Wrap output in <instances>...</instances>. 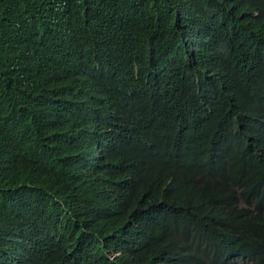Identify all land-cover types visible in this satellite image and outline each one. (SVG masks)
Segmentation results:
<instances>
[{"label":"clouds","instance_id":"9594fccd","mask_svg":"<svg viewBox=\"0 0 264 264\" xmlns=\"http://www.w3.org/2000/svg\"><path fill=\"white\" fill-rule=\"evenodd\" d=\"M56 1L61 7L68 3V0ZM163 1L172 6L180 4L190 14L187 20L190 22L181 25L171 22L158 12L156 0L136 3L152 40V52L148 56L154 62H161L163 76L172 73V81L173 73L182 72L185 56L190 58L201 47L196 28L203 27L204 19L220 18L218 9L222 7L232 8L236 22L250 28L246 31L235 26L227 35L232 54L249 53L238 63L250 65L253 56H257L254 53L264 51V22L256 8L260 0ZM29 35L36 43L37 31L31 29ZM90 45L98 52V45ZM164 45L173 54V60L163 50ZM76 58L83 74L71 81L83 90L94 88L95 95L84 97L82 103L86 106H79L68 115H44L42 133L58 127L64 120H71L72 126L56 142L53 136L39 142L35 153L38 158L26 164L28 167L40 164L41 174L48 176L54 186L32 183L25 178L22 168L11 162L0 164V170L14 174L7 178L9 186L0 196V202L4 203L0 207V219L7 223H0L3 234L0 264H65L75 259L77 264H86L84 257L95 258L108 245L123 241L118 239L123 220L137 232L146 227L166 232L171 227L173 205L187 197L193 199V210L205 223V229L212 227L227 235L234 231L255 250L244 256L242 247L214 254L205 245H179L165 254L160 264H247V261L252 264L256 256H264V174L249 169L247 172L251 174L244 175L242 183L235 185L229 176L205 173L203 167L215 168L217 163L204 153L197 136L183 134L185 129H192L189 120L179 133L171 134L159 127L157 119L145 115L146 107L161 98L156 81L138 79L127 84L122 82V73L107 76L91 73L84 61ZM59 61L61 58L56 54L53 63ZM64 61L69 66L76 65L65 58ZM111 62L110 56L98 58L99 65L107 66ZM86 73H90L88 79ZM175 84L173 81L172 85ZM104 97L112 100L104 101ZM134 113L127 123L121 124L123 118ZM228 119L246 148L244 165L259 163L264 159V89L251 91L246 105L231 110ZM130 126L134 128V143L124 140ZM22 140L14 124L0 121V150L4 156L17 152ZM220 142L225 140L219 139L217 145ZM218 147L222 155L224 146ZM224 185L235 194V200L227 202V206L216 203L212 196L216 187ZM81 202L87 204L77 207ZM32 219L51 223L64 233L51 234L53 242L48 238L25 243L22 224H32ZM185 232L193 234L190 229ZM120 254L112 251L106 257L114 261Z\"/></svg>","mask_w":264,"mask_h":264},{"label":"trees","instance_id":"16d2710c","mask_svg":"<svg viewBox=\"0 0 264 264\" xmlns=\"http://www.w3.org/2000/svg\"><path fill=\"white\" fill-rule=\"evenodd\" d=\"M136 1L68 0L61 7L56 0H0V121L14 124L19 135L23 136L17 152L4 156L0 150V164L11 162L18 169L22 168L25 178L32 183L54 186L48 176L41 174L43 168L40 164L34 163L32 167L26 164L38 158L35 153L39 142L48 140L50 136L56 142L72 126L71 120H64L58 127L42 133L44 115H68L79 106H86L82 103L84 97L95 95L94 88L83 90L71 81L83 74L82 67L77 64L78 57L91 73L104 76L122 73V82L127 84L135 83L138 79L156 81L161 98L146 107L145 115L157 119L159 127L171 134L179 133L182 125L189 120L192 129H185L183 134L197 136L204 153L217 163L215 168L203 167L205 173L229 176L235 185L242 183L244 175L251 174L247 172L249 169L264 174L263 158L257 164L244 165L246 148L237 132H233L228 119L231 110L246 105L251 91L264 89V51L254 53L257 56H253V62L245 66L238 62L249 53L232 54L228 45L227 35L235 26L246 31H250V28L236 22L232 8H219L218 14L222 20L204 19L203 27L196 28L201 36V47L190 58L185 56L182 72L173 73L176 84L172 85V73L163 76L161 62H154L148 56L152 52V40L143 26ZM156 1L158 12L171 22L179 25L190 22L187 21L190 14L180 4L172 6L163 0ZM256 8L259 19L264 22V0H260ZM31 29L39 35L36 43L29 35ZM90 44L98 45V52ZM163 50L173 60V54L165 45ZM56 54L61 61L55 65L53 60ZM100 55L110 56L112 62L107 66L99 65ZM64 58L76 65L69 66ZM78 63L81 62L78 60ZM62 65L63 74H60ZM96 67L100 70H96ZM89 74L86 73L85 79ZM212 86L217 88L212 89ZM103 100L112 99L104 97ZM135 114L123 118L121 124L127 123ZM133 131L132 126L127 128L125 141L134 143ZM219 139L225 142L217 145ZM218 146H224L222 155ZM0 171V196H3V191L9 186L7 178L14 174ZM212 196L216 203L225 205L235 200V194L229 191L227 185L216 187ZM86 204L81 202L77 207ZM3 205L0 202V207ZM193 208L190 197L174 204L171 227L166 232L151 227L137 232L123 220L118 230V239L123 241L108 245L95 258L84 257V261L86 264H147L150 261L160 264L165 254L179 245L187 244L208 246L214 254L237 247H242L244 256L254 252L249 241H243L234 231L227 235L212 227L205 229V223ZM32 220V224H22L25 243L48 238L53 242L51 234L64 233L51 223ZM0 223L7 224L4 219H0ZM187 229L192 230L193 234H187ZM225 229L227 227L222 230ZM2 236L0 233V239ZM17 244L21 245L20 239ZM112 251H120L121 254L114 261H109L106 253ZM65 264L77 262L75 259ZM247 264L251 263L247 261ZM252 264H264V256H256Z\"/></svg>","mask_w":264,"mask_h":264}]
</instances>
